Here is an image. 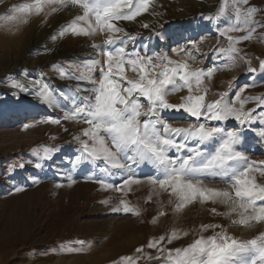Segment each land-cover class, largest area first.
<instances>
[{
  "label": "snow or ice",
  "instance_id": "6c2138e0",
  "mask_svg": "<svg viewBox=\"0 0 264 264\" xmlns=\"http://www.w3.org/2000/svg\"><path fill=\"white\" fill-rule=\"evenodd\" d=\"M155 7L153 0H25L12 5L0 14V28L8 32H18L32 17L47 20L75 12L52 40L104 34L100 43L90 41L94 50H101L98 56L85 58L80 65H53L58 78L70 82L65 89L56 88L47 78H14L10 82L13 96L27 93L49 109L61 111V116L50 115L42 123L78 120L86 125L73 137L77 144L70 161L73 167L89 169L87 180L121 194L112 213L141 216L143 210L130 205L127 196L147 187L145 203L157 205L153 223L169 215V209L172 215H180L196 204L211 205L209 214L227 221L188 229L173 227L147 242L155 256L141 246L134 256H121L114 264H138L141 259L155 264H264V231L251 238L230 231L231 227L251 230L264 225V160L251 159L247 153L255 149L246 147V134L252 133L256 148L264 151V96H242L249 86L245 85L232 98L228 92L207 98V82L218 71L231 70L242 62L253 78L257 75L252 58L240 45L254 35L264 37V23L257 19L264 9L250 0H224L214 14L202 13L200 18L209 24L216 22L208 34L226 37L227 46L217 44L205 54L200 51L199 38L181 37L184 43L174 41L171 51L183 59H173L168 54L172 37L165 30L166 22L141 23L147 36L132 34L122 24L138 22L150 10L161 16ZM205 55L211 63L194 66L197 57ZM129 70L134 76L128 75ZM259 71L264 73V59L259 60ZM173 95L178 96L176 102L169 99ZM249 101H256V107L246 108ZM169 118L192 122L175 126ZM229 122L235 126L226 127ZM54 151L55 146L33 149L38 160L46 161L53 159L50 153ZM26 166L20 163L18 168ZM34 167L39 169L41 164ZM64 179L69 185L76 183L72 175L65 174ZM24 190L14 187L15 193ZM189 235L194 239L187 246L169 247ZM86 243H62L59 252L77 253Z\"/></svg>",
  "mask_w": 264,
  "mask_h": 264
},
{
  "label": "rangeland",
  "instance_id": "374dc122",
  "mask_svg": "<svg viewBox=\"0 0 264 264\" xmlns=\"http://www.w3.org/2000/svg\"><path fill=\"white\" fill-rule=\"evenodd\" d=\"M22 2L25 0H4L0 4V14L12 5ZM153 2L155 11L162 15L154 16L150 10L138 17V22H122L127 31L147 36L149 32L140 27L141 23L158 25L166 22L165 30L172 37L168 42V54L173 59H183L171 51L176 46L174 41L184 43L181 37L199 38L200 51L205 54L211 52L217 44L227 46L226 37L208 34L209 27L215 29L216 22L209 24L200 18L202 13L214 14L224 0ZM250 4L264 9V0H250ZM75 14L66 12L47 20L32 17L18 32H8L0 28V264H114L121 256H134L135 250L141 246H145L146 253L155 256V250L147 249V242L173 227L188 229L209 222L227 224L222 218L209 214L211 205L202 207L199 204L190 206L180 215H172L169 209V215L153 223L157 212L156 203H145L147 199L144 197L139 199L140 204L130 203L143 210L142 217L131 213H112L111 204L112 207L116 206L122 198L121 194L101 190L95 182L85 178L90 174L89 169L73 167L70 161V158H74L77 144L73 137L86 125L78 120L62 121L60 125L42 123L50 115L61 116V111L49 109L27 93L13 96L14 89L10 87V82L14 78L29 80L39 78L40 75L56 88L65 89L70 82L59 79L58 71L53 65H80L88 58L85 55L92 52L90 41L100 43L104 39V34L101 33L94 38L67 35L52 40L51 37ZM257 19L264 23V12H259ZM152 43L155 44L156 41ZM240 46L252 58L251 66L257 68V75L253 78L248 73V66L242 62L231 70L216 72L212 80L207 82L209 100L218 98L221 92H228L229 98H232L245 85L249 86L244 89L242 96H264V73L259 71V60L264 59V37L254 35L251 41ZM94 51V56H98L101 50ZM212 60H215V56ZM210 63L205 55L197 57L194 66ZM35 70L40 73L34 74ZM128 75L134 76L130 70ZM96 79H99L98 73ZM71 83L75 85L76 81ZM177 98V95L169 97L172 102H176ZM245 107L255 108L256 101H249ZM32 118L33 121H30ZM169 122L175 126H187L192 120L169 118ZM26 124L31 126L25 128ZM234 126V122L226 125L228 128ZM65 128L68 129L67 132L64 131ZM246 136V147L255 149L247 154L251 159L264 160V151L256 148L255 137L252 133H247ZM46 146H55V153H50L53 159L38 160L33 149H43ZM40 155H43L42 151ZM37 162L41 164L39 169L34 167ZM20 163L27 166L20 169ZM65 174H72L77 182L62 188L68 184L64 179ZM30 178H34L36 182H32ZM58 184L61 186L57 187ZM16 186H23L25 190L15 193ZM217 186L223 185L217 183ZM104 201L108 203L105 204ZM131 218H139L136 220L137 226L134 227H142L141 230L132 228ZM124 219H127L126 223L123 222ZM230 231L239 237L251 238L258 231H264V225L251 230L231 227ZM193 239L194 236L189 235L174 241L169 247H184ZM77 240L87 242L82 251L72 254L59 252L62 243ZM138 264H155V261L141 259Z\"/></svg>",
  "mask_w": 264,
  "mask_h": 264
},
{
  "label": "bare ground",
  "instance_id": "6f19581e",
  "mask_svg": "<svg viewBox=\"0 0 264 264\" xmlns=\"http://www.w3.org/2000/svg\"><path fill=\"white\" fill-rule=\"evenodd\" d=\"M92 52H90L89 54H87V55H85V57H90V56H94L95 55V51L93 50V49H90ZM84 57V58H85ZM34 74H36V73H40L39 71H34L33 72ZM38 77L39 78H41V76L40 75H38ZM30 80V79H29ZM39 109V108H38ZM38 109H33V111L35 110V111H38ZM35 113V112H34ZM35 115V114H34ZM37 115V114H36ZM35 115V116H36ZM30 121H33V118L32 119H30ZM25 134V133H24ZM15 135V134H14ZM27 135V134H26ZM22 143V142H21ZM55 153V152H54ZM53 153V154H54ZM72 175V174H71ZM87 175V174H86ZM77 182V181H76ZM64 185V184H63ZM71 185H73V184H71ZM65 187H62V188H67V187H69V183L67 184V185H64ZM71 187H73V186H71ZM148 194H149V190L147 189V187H142V188H138V189H136L134 192H132V193H129V195L127 196V200L129 201V203H131V204H133V203H137V204H140V201H139V199H141V197H144V198H146L147 199V196H148ZM97 197H98V195H97ZM114 199V198H113ZM112 200V199H111ZM165 200H166V197H165ZM166 202V201H165ZM151 204L152 203H154V202H150ZM68 205V204H67ZM110 206V205H109ZM150 206V205H149ZM157 206V205H156ZM151 207V206H150ZM149 207V208H150ZM199 207V206H198ZM90 208V207H89ZM112 208V204H111V207H110V209ZM207 208V207H206ZM208 208H209V206H208ZM76 209V208H75ZM109 209V208H108ZM155 209V208H154ZM153 209V210H154ZM156 209H157V207H156ZM150 210V209H149ZM202 210H204V209H202ZM151 211V210H150ZM147 214V213H146ZM148 215V214H147ZM144 216H146V215H144ZM136 217V216H135ZM134 217V218H135ZM142 217V216H141ZM126 218V217H125ZM132 219V218H131ZM138 219L139 218H137L136 220L138 221ZM127 220V219H126ZM125 219H124V221L123 222H125L126 221ZM136 220L135 219H132V221H133V227L132 228H134V230H141V228H135L134 226H137L136 224H137V222H136ZM142 220V219H141ZM147 220V219H146ZM122 221V220H121ZM146 222V221H145ZM126 223V222H125ZM123 225H125V224H123ZM132 225H129V226H132ZM147 226V225H146ZM123 227V226H122ZM164 228V227H163ZM124 229H125V227H124ZM127 229V228H126ZM121 229L119 228V231H120ZM143 230V229H142ZM156 231V230H155ZM126 232V231H125ZM142 232V231H141ZM122 233V232H121ZM115 234V233H114ZM70 236V235H69ZM114 237V236H113Z\"/></svg>",
  "mask_w": 264,
  "mask_h": 264
},
{
  "label": "crops",
  "instance_id": "0c3cea01",
  "mask_svg": "<svg viewBox=\"0 0 264 264\" xmlns=\"http://www.w3.org/2000/svg\"><path fill=\"white\" fill-rule=\"evenodd\" d=\"M102 190V189H101Z\"/></svg>",
  "mask_w": 264,
  "mask_h": 264
}]
</instances>
